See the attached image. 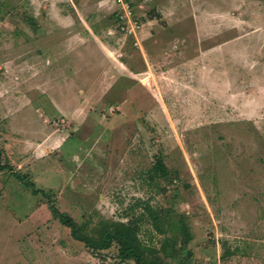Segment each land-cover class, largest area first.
<instances>
[{
  "label": "rangeland",
  "instance_id": "374dc122",
  "mask_svg": "<svg viewBox=\"0 0 264 264\" xmlns=\"http://www.w3.org/2000/svg\"><path fill=\"white\" fill-rule=\"evenodd\" d=\"M0 150V264L93 255L48 200L88 233L142 216L170 264H264V0H0Z\"/></svg>",
  "mask_w": 264,
  "mask_h": 264
},
{
  "label": "trees",
  "instance_id": "16d2710c",
  "mask_svg": "<svg viewBox=\"0 0 264 264\" xmlns=\"http://www.w3.org/2000/svg\"><path fill=\"white\" fill-rule=\"evenodd\" d=\"M4 169L13 170L14 168L10 164L4 162L0 150V170ZM14 173L24 186L32 189L34 194H46L49 192L48 190L36 187L35 183L25 178L21 172L16 170ZM167 173V165L162 157H159L149 169L148 176L150 179L154 180L157 177L167 175ZM49 194L52 193L49 192L48 195ZM48 202H50L53 215L63 226L68 227L70 229V235L74 239L81 241L93 255H98L100 251L109 249L115 245L118 250V257L123 261L133 259L136 264H170L169 262H165L162 256L159 255V250L155 246L145 243L140 237L141 227L139 221L142 220V216H138L136 220L128 222L123 220L113 221L102 219L98 222L93 232L88 233L83 226L78 225L77 220L69 213L61 211L54 201L48 200ZM144 210L150 218L154 229L159 233H165L170 226V210L164 207L154 208L148 202L144 204ZM181 224L184 239L186 242H189L191 240L189 225L183 218H181ZM230 253V248L224 243L223 256H227Z\"/></svg>",
  "mask_w": 264,
  "mask_h": 264
},
{
  "label": "crops",
  "instance_id": "0c3cea01",
  "mask_svg": "<svg viewBox=\"0 0 264 264\" xmlns=\"http://www.w3.org/2000/svg\"><path fill=\"white\" fill-rule=\"evenodd\" d=\"M60 249V254L59 256L61 257V259L63 260L62 261V264H85L86 260H88L89 256L93 257V255L91 253H89V255L86 257L83 253H84V250L83 251H73V252H70L67 248L65 247H61V248H58ZM90 259V258H89ZM41 262V264H55L53 261H49V262H44L41 260H38Z\"/></svg>",
  "mask_w": 264,
  "mask_h": 264
}]
</instances>
